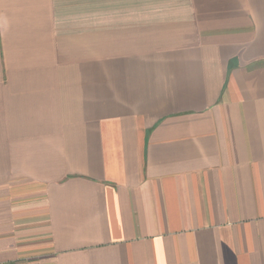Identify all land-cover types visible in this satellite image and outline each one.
I'll return each mask as SVG.
<instances>
[{
    "label": "crops",
    "instance_id": "crops-1",
    "mask_svg": "<svg viewBox=\"0 0 264 264\" xmlns=\"http://www.w3.org/2000/svg\"><path fill=\"white\" fill-rule=\"evenodd\" d=\"M0 264H264V0H0Z\"/></svg>",
    "mask_w": 264,
    "mask_h": 264
}]
</instances>
